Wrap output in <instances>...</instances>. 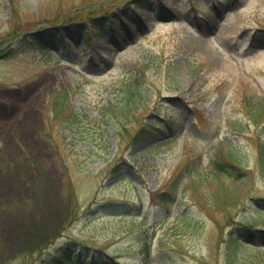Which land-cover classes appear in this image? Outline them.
<instances>
[{
	"label": "rangeland",
	"instance_id": "1",
	"mask_svg": "<svg viewBox=\"0 0 264 264\" xmlns=\"http://www.w3.org/2000/svg\"><path fill=\"white\" fill-rule=\"evenodd\" d=\"M262 95L264 0H0V264H142L145 240V264H227L233 230L232 264H264L238 230L264 228ZM223 146L242 178L213 204L183 181Z\"/></svg>",
	"mask_w": 264,
	"mask_h": 264
},
{
	"label": "trees",
	"instance_id": "2",
	"mask_svg": "<svg viewBox=\"0 0 264 264\" xmlns=\"http://www.w3.org/2000/svg\"><path fill=\"white\" fill-rule=\"evenodd\" d=\"M67 21H69L67 19ZM92 24V23H91ZM94 27V29H99L102 33L104 31L103 24H101V19L94 20L91 27ZM53 27L47 28L44 30L46 31V34L54 35ZM40 39V38H39ZM63 45L67 46L69 45L66 42H63ZM44 51L48 53L49 58L54 53V49H51L49 46L48 48L41 44ZM51 59V58H50ZM246 102V112L248 116L250 117V120L255 125L259 126L261 130H264V95L258 96L257 98H249L245 97ZM229 128L230 130L234 132H240L242 130V124L239 121L236 120H229ZM261 143H263L264 146V138L261 140ZM218 156H216L213 159V162L211 164L212 172L209 173V175H204L201 171H198L195 169L189 173L186 178V180L183 181V183L191 184V187L194 188V193L196 195H204L206 196L213 204L215 203H224V202H232V198L235 197V195L232 196V189L230 188L231 182L227 180L225 175H228L227 173L231 174L233 176L234 181H239L242 177L240 173H238V165L240 164V160H238V152L236 149L233 148H227L225 146L221 147L219 150ZM235 172H232V170ZM260 173L262 178L264 179V148L261 149L260 153ZM181 178H178L175 182V186L179 185ZM232 179V180H233ZM182 183V182H181ZM200 185H206L202 186V189H200ZM232 197V198H231ZM260 202H264V198H260ZM237 202H234L236 204ZM261 226H264V223L261 224ZM239 231L242 233H246L248 231L254 230V232L259 233L260 239L263 238L264 234V228L260 227L259 224H252L250 222H247L246 224L243 223V226L238 227ZM234 237L230 238L227 241V264H232L236 261L237 255L240 252V248L245 245L242 244L241 238L242 236H239L235 233L233 230ZM258 236V235H257ZM240 242V244H239ZM143 246V253H144V261H142L143 264L146 263V261L150 257V250H149V244L145 240V242L142 243ZM72 251V243L67 242L65 257L61 258L60 260L63 261V259H66L68 261V256L70 252ZM258 255L262 258H264V251H261L258 253Z\"/></svg>",
	"mask_w": 264,
	"mask_h": 264
}]
</instances>
